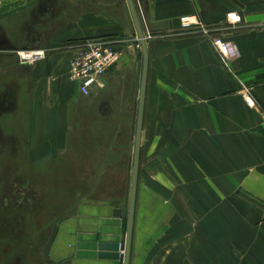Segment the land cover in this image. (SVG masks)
<instances>
[{
	"label": "crops",
	"instance_id": "0c3cea01",
	"mask_svg": "<svg viewBox=\"0 0 264 264\" xmlns=\"http://www.w3.org/2000/svg\"><path fill=\"white\" fill-rule=\"evenodd\" d=\"M134 1L149 68L130 264H264V0ZM231 11L241 14L239 22L229 21ZM186 14L231 42L233 71L201 27H181ZM107 37L117 41L118 61L104 85L84 95L69 77L74 45ZM34 38L71 45L20 47L46 55L12 64L9 52L25 44L13 40ZM142 71L127 0H0L1 102L10 78L18 81L10 101L18 109L11 116L3 108L1 133L26 136L25 157L52 161L50 173L59 168L55 176L65 177L58 181L96 183L99 196L106 184L125 181L126 156L106 152L132 145L134 156ZM143 179L161 191L144 188ZM171 198L177 214L195 220L192 239L172 247ZM123 212L113 201H78L57 228L51 264H123L122 257L98 256L100 241L123 246Z\"/></svg>",
	"mask_w": 264,
	"mask_h": 264
},
{
	"label": "rangeland",
	"instance_id": "374dc122",
	"mask_svg": "<svg viewBox=\"0 0 264 264\" xmlns=\"http://www.w3.org/2000/svg\"><path fill=\"white\" fill-rule=\"evenodd\" d=\"M88 39L101 40L112 45L117 42L114 37ZM88 39L79 40V42ZM13 41L25 44L17 46L12 52H9V59L12 64L19 60L17 51L23 49L20 47H38L41 44L40 47L49 51L55 47L66 49L67 46L71 45L69 43L71 40L58 39L34 38L14 39ZM13 67H11L10 76L14 73ZM9 81L10 89L3 96L4 102L0 101V114L3 108L10 107L12 116V112L18 109L16 101L10 102L17 95L18 81L12 77ZM11 121L13 120L11 119ZM124 121L122 120L123 126L125 125ZM106 128L107 130H116L114 126L107 125ZM134 129L135 120L130 125L131 138ZM1 131L0 125V264H51L50 251L57 228L61 221L74 212L75 204L82 199L100 202L113 201L122 206L126 232L133 159L132 145L127 152H106V155L110 153L111 158L122 157V155L124 158L126 156L129 165L125 181L118 184H106L105 190L99 196L93 191V189H98L96 183L58 181L65 177L55 176L60 174L59 168L57 170L55 168L52 174L50 173L51 168L48 163L52 161L45 160L40 164L29 161L25 157L27 154L25 150L26 136L2 134ZM99 153L102 154V152ZM142 185L144 188L148 186L151 189H157V192L161 191L160 185L155 181L148 183L144 181ZM175 202L176 200L170 199L172 213L169 238L171 247L178 241L185 242L192 239L195 221L193 215L177 214ZM124 245L125 240L122 246L123 253Z\"/></svg>",
	"mask_w": 264,
	"mask_h": 264
},
{
	"label": "built area",
	"instance_id": "2783aa9c",
	"mask_svg": "<svg viewBox=\"0 0 264 264\" xmlns=\"http://www.w3.org/2000/svg\"><path fill=\"white\" fill-rule=\"evenodd\" d=\"M228 19L232 23L241 20V14L236 11L228 13ZM182 28L201 27L207 33L208 38L218 52L219 58L229 71H233L231 59L234 49L229 40L222 34H214L211 27L205 24L197 14H186L180 17ZM17 55L21 62H36L45 57V49H19ZM120 52L114 45L101 40H85L74 45L71 58L70 79L79 82L80 91L84 95H90L104 85L103 76L117 63ZM247 92V101L254 103L253 98ZM121 252L123 247L121 245Z\"/></svg>",
	"mask_w": 264,
	"mask_h": 264
},
{
	"label": "water",
	"instance_id": "95a60500",
	"mask_svg": "<svg viewBox=\"0 0 264 264\" xmlns=\"http://www.w3.org/2000/svg\"><path fill=\"white\" fill-rule=\"evenodd\" d=\"M131 15L136 27V32L140 45L143 52V71L141 78L139 104H138V115L136 125V138L135 148L133 156V166L131 175L130 185V196H129V207H128V218H127V231L125 239L124 253L121 252V244L118 241H100L98 244V256L109 259H120L123 255V264H130L132 242H133V230H134V219L136 210V198L138 188V177H139V166L141 157V142H142V131H143V120H144V108H145V97H146V86L147 76L149 68V51L146 41L145 32L139 17V13L134 0H127ZM113 213L117 216L122 214L121 208H115Z\"/></svg>",
	"mask_w": 264,
	"mask_h": 264
}]
</instances>
